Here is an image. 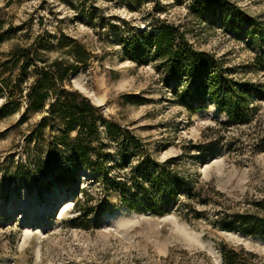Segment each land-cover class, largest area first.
<instances>
[{
	"label": "rangeland",
	"instance_id": "obj_1",
	"mask_svg": "<svg viewBox=\"0 0 264 264\" xmlns=\"http://www.w3.org/2000/svg\"><path fill=\"white\" fill-rule=\"evenodd\" d=\"M227 1L254 20L236 39L221 25L208 27L190 17L185 4L172 0H147L140 13L128 12L125 0H0L4 30L21 27L11 39L4 36L0 54L47 34L83 43L95 58L71 76L72 88L158 160L186 151L194 156V146L218 143L208 158L184 159L210 198L201 208L205 218L186 222L173 213L159 217L118 208L103 215L99 227L84 230L72 222L77 214L70 190L48 185V176L34 169L29 180L14 178V166L23 160L18 147L41 115L22 118L23 108H7L0 95V264H223L221 244L243 252L249 264H264V233L238 225L223 231L212 224L217 212L264 218L256 207L264 202V0ZM156 2L165 7L160 18L189 30L197 50L223 57L237 69V79L260 86L258 115L249 126L223 132L218 122L224 117L213 107L190 116L171 101L152 66L125 60L117 45L88 25L91 8H98L144 28L142 20Z\"/></svg>",
	"mask_w": 264,
	"mask_h": 264
},
{
	"label": "trees",
	"instance_id": "obj_2",
	"mask_svg": "<svg viewBox=\"0 0 264 264\" xmlns=\"http://www.w3.org/2000/svg\"><path fill=\"white\" fill-rule=\"evenodd\" d=\"M172 1L185 4L188 15L208 27L221 25L235 39L254 25V20L227 0ZM145 2L125 0L124 7L140 13ZM154 5L142 20L144 28L105 16L98 8H91L88 25L98 31L96 35L117 45L125 60L152 66L171 101L190 116L213 107L224 117L218 122L223 132L249 126L258 115L260 86L237 79V69L223 57L197 50L189 30L160 18L165 7L159 2ZM4 26L0 17V45L4 36L11 39L21 29L8 25L4 30ZM93 58L83 43L64 34L15 43L0 54V95L5 96L7 108H23L22 118L41 115L18 147L23 160L14 166V178L29 180L34 169L48 176V185L70 190L77 214L72 222L84 230L99 227L101 217L118 208L159 217L173 213L186 222L205 218L201 208L210 204V198L184 159L208 158L218 143L194 146V156L186 151L184 156L158 160L139 138L108 121L97 106L72 88L71 76ZM82 179L87 180L85 185ZM256 207L264 210V202ZM212 224L223 231L238 225L264 233V218L253 214L217 212ZM219 249L223 264H249L243 252L224 244Z\"/></svg>",
	"mask_w": 264,
	"mask_h": 264
}]
</instances>
